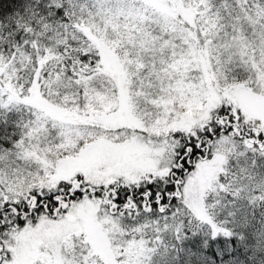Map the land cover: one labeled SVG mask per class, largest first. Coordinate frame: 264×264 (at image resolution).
I'll return each instance as SVG.
<instances>
[{
  "label": "snow or ice",
  "instance_id": "1",
  "mask_svg": "<svg viewBox=\"0 0 264 264\" xmlns=\"http://www.w3.org/2000/svg\"><path fill=\"white\" fill-rule=\"evenodd\" d=\"M0 264H264V0H0Z\"/></svg>",
  "mask_w": 264,
  "mask_h": 264
}]
</instances>
